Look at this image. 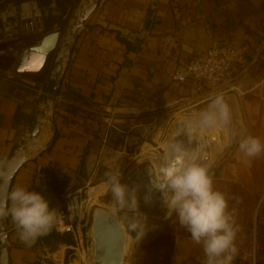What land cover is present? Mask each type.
I'll list each match as a JSON object with an SVG mask.
<instances>
[{"label":"crops","instance_id":"obj_1","mask_svg":"<svg viewBox=\"0 0 264 264\" xmlns=\"http://www.w3.org/2000/svg\"><path fill=\"white\" fill-rule=\"evenodd\" d=\"M60 2L59 13L66 17L71 12L69 26L82 0ZM55 29H59L57 24L50 31ZM224 41L234 42L243 52L226 79L220 83L172 79L176 67ZM53 59L39 74L26 76L42 83L36 77L47 76ZM262 62L264 0H100L70 41L57 104L45 115L44 98L35 89L13 81L11 87L0 90V171L12 153L29 140L41 118L36 137L39 145L32 150L35 139L28 144L30 158L18 171L11 189L37 186V192L45 196L41 183L50 180L53 173L60 176L56 173L65 172L72 176L71 191L77 190L101 149L126 145L144 115L151 116L153 111L198 93L209 92L212 97L235 90L247 73L260 69ZM56 129L58 137L49 148ZM212 179L214 187L226 196L222 179ZM57 196L47 199L52 202ZM228 204L238 227V254L232 264H252L249 254L241 249H250L254 242L256 264H264V197L251 223L242 221L229 200ZM174 220V216L168 218L157 232L144 237L151 238L135 243L129 264H204L202 247ZM7 224L12 264H34L35 250L19 239L10 215Z\"/></svg>","mask_w":264,"mask_h":264},{"label":"rangeland","instance_id":"obj_2","mask_svg":"<svg viewBox=\"0 0 264 264\" xmlns=\"http://www.w3.org/2000/svg\"><path fill=\"white\" fill-rule=\"evenodd\" d=\"M23 1L26 0H0V3H21ZM45 9L48 13V9ZM259 67L260 69H253L241 79L239 88L223 94L230 108V120L226 125L217 126L216 130L224 132L225 126L228 127L231 134L229 139L227 138L226 145L231 143L230 146H226L225 152L213 154L209 157H207V151L201 154V162L208 165L211 177L221 178L225 183L226 196L232 206L237 209L236 214L242 221L248 223H251L254 212L260 200L264 197V153L255 158H248L240 151L239 142L249 135L258 137L264 142V62L259 63ZM12 83L13 81L0 71V90H6L11 87ZM234 93L237 94L236 97L232 95ZM227 94H231V98L227 99ZM210 97L211 93L209 92L198 93L168 108L153 111L154 113L151 116L144 115L143 118L137 121L141 125L136 128L133 133L134 136L129 139L126 145L101 149L96 160L89 164L87 171L84 172L86 180L79 187L85 201L84 205L90 212L88 231H90L93 214L97 208L109 210L108 212L114 214H131L130 211L128 212L124 209H118L117 213L112 212L114 209L109 205L111 192L108 187L98 199L89 198V188L107 181L106 174L109 173L120 172L121 179L137 161L147 166L152 162L148 158L149 152H157L156 161L160 162L166 152L164 146L169 139L175 122L187 112L198 117V114L207 107ZM221 127L223 130L220 129ZM203 131L201 138L197 137V140L199 141L203 138L211 141L213 129L207 128L203 129ZM194 135L196 136L197 134L195 133ZM29 143V140L25 141V147ZM71 184L72 181L64 177L52 176L50 180L41 183V192L49 199L57 196L58 193L67 191L65 195L67 199L68 191L74 189H70ZM147 235L143 236V239L151 238H144ZM32 245L28 246L35 250L37 258L34 264L39 262L40 256L46 250L51 253L53 258V261L50 260L49 264H67V261L74 257L73 252L75 250L68 248L69 244L66 242H58L53 247L43 251ZM85 247L87 254H90L92 251L91 240L85 243ZM80 254L85 256L83 251ZM81 255L80 258H76L74 264H83ZM85 258L89 264V258Z\"/></svg>","mask_w":264,"mask_h":264},{"label":"clouds","instance_id":"obj_3","mask_svg":"<svg viewBox=\"0 0 264 264\" xmlns=\"http://www.w3.org/2000/svg\"><path fill=\"white\" fill-rule=\"evenodd\" d=\"M229 120L230 108L224 95L215 94L198 114L197 124L207 129L227 124ZM239 149L246 157L255 158L264 153V142L249 135L240 140ZM201 159L199 150L175 146L158 166L152 186L162 193L167 217L174 216V221L190 234L192 241L202 247L204 264H232L238 254L235 243L238 227L225 194L214 187L209 167ZM106 175L116 205L121 209L137 208L135 192L120 182L121 173ZM6 201L0 203V216H11L19 239L25 244L34 243L58 222V209L50 207L42 193L26 186L13 187ZM130 229L139 230L141 237L145 224L134 223Z\"/></svg>","mask_w":264,"mask_h":264},{"label":"built area","instance_id":"obj_4","mask_svg":"<svg viewBox=\"0 0 264 264\" xmlns=\"http://www.w3.org/2000/svg\"><path fill=\"white\" fill-rule=\"evenodd\" d=\"M46 14L47 10L36 0H26L21 3L7 2L3 5L0 3V71L10 80L35 89L40 96L45 94L43 84L26 75L15 73L14 67L23 51L38 43L48 33L45 31L44 23ZM242 55V50L232 41L216 43L209 49L194 54L184 65L176 67L172 79L179 83H184L188 79H195L201 83H220L242 59ZM52 107L53 101L49 102V108ZM84 202L81 189L71 191L67 194L66 208L58 211V222L54 227L56 233L59 236L69 234L74 240L73 244L67 246L75 250L74 257L70 258L67 264H74L76 258H80L81 251L85 253V256L81 255L83 264H88L85 257L89 258L91 254H87L85 247L88 240H91L92 246L93 239L87 229L90 212ZM253 234L255 237V229ZM241 251L249 254L252 264L257 263L255 242L250 249L242 248ZM50 260L53 261L52 255L46 250L37 264H49Z\"/></svg>","mask_w":264,"mask_h":264},{"label":"water","instance_id":"obj_5","mask_svg":"<svg viewBox=\"0 0 264 264\" xmlns=\"http://www.w3.org/2000/svg\"><path fill=\"white\" fill-rule=\"evenodd\" d=\"M99 2L100 0H82L78 8L79 12L75 13L73 20L65 31L55 29L46 33L38 43L25 49L16 62L15 73L21 75L39 74L48 63V60L52 56L54 57L43 96L45 102L43 115L49 109V102L54 101L59 94L63 61L70 41L76 36ZM41 126L42 119L39 118L30 132V141L38 136ZM213 140H216L218 145L220 144L216 137H213ZM29 158L30 153L26 151L25 145H22L6 160L0 171V203L7 202V194L11 190L14 179ZM161 212H164V209H161ZM140 224L142 225V223ZM9 232L7 216H0V264H12ZM90 232L93 239L94 264H127L128 229L118 216L107 212L103 208H97L93 214ZM138 232L139 230H132L131 242L141 241L143 236L148 233L146 227L141 237H138Z\"/></svg>","mask_w":264,"mask_h":264},{"label":"bare ground","instance_id":"obj_6","mask_svg":"<svg viewBox=\"0 0 264 264\" xmlns=\"http://www.w3.org/2000/svg\"><path fill=\"white\" fill-rule=\"evenodd\" d=\"M216 128L217 127L211 128L213 129L211 141L205 140L203 138L198 141L197 137L201 138L203 129L197 124V116L187 112L185 115L179 117V119L175 122L169 139L164 146L166 152L163 159L158 162L156 161L157 152H149L148 158L152 160L150 164L144 166L143 164L139 163V161H137L120 179V182L126 185L129 191L133 190L135 192L138 205L137 208H123L128 212L130 211L131 214H114L109 212L118 216L123 225L128 229L129 242L128 256L126 258L127 264H129L131 261V254L135 244L131 242L132 230L130 229V225L137 222L142 223V225L145 224L148 232L147 234H150L158 231L167 219V208L163 203V196L160 195V191L153 188L151 182L153 175H155L157 172L158 166L163 162L164 158L171 153L175 146H182L189 151L199 150L200 155L207 151V157L213 154L222 153L227 146V138L229 139L231 132L226 126L224 132H219L216 130ZM220 129H222V127ZM195 133L199 136H195ZM189 136H191V140H189ZM213 137L217 138V140L220 142L219 145L217 144L216 140H213ZM34 142L35 143L31 146L32 150L36 149L39 145L37 138H35ZM107 187L108 185L106 181L91 186L88 191L89 198L98 199L101 193L107 189ZM109 205L112 209H114L112 212L117 213L116 211L121 209L116 205L112 194H110ZM164 208L166 211L163 213L161 212V209ZM106 211L108 212L109 210ZM157 212L160 215H158ZM88 260L89 264H94L93 243L92 252Z\"/></svg>","mask_w":264,"mask_h":264},{"label":"trees","instance_id":"obj_7","mask_svg":"<svg viewBox=\"0 0 264 264\" xmlns=\"http://www.w3.org/2000/svg\"><path fill=\"white\" fill-rule=\"evenodd\" d=\"M36 1L39 3V5L41 7L48 9V13L45 15V19H44L46 32H50V30L53 28V26L55 24H57L59 30H61V31H65L67 29L69 18L71 16V12L66 17H64V13L58 12L59 8H62L60 0H36ZM66 1H67L66 2L67 4L72 3V0H66ZM74 1L78 2L80 0H74ZM16 3H19V2H16ZM49 72H50V68L48 69L47 76H45V78H39V77L37 78L36 77V79L38 81H42L44 88H46V81H47ZM57 101L58 100L56 98L53 101V104L56 105ZM57 137H58V130L56 129L54 141L49 146V148H51L53 146ZM47 173L49 174L50 171H47ZM56 174H59L61 177H64L68 180H71V178H72L71 175H69L65 172L56 173ZM52 176H56V175L53 173ZM30 190L37 191V186H33ZM66 193H67V191L63 192L62 195L57 196L52 202H50V207L57 208L58 211L64 210L66 208V201H67V199L65 197ZM58 242H66L69 245H71V244H73L74 240H73V237L69 234L65 235V236H59L56 233L55 228L53 227L52 230L50 232H48L46 235H43V236H40L39 238H37L32 246L43 251L44 249L46 250L47 248L53 247ZM70 252H72V251H70Z\"/></svg>","mask_w":264,"mask_h":264}]
</instances>
